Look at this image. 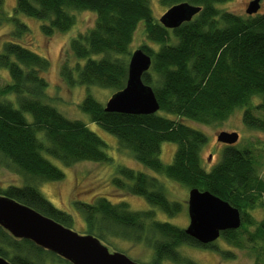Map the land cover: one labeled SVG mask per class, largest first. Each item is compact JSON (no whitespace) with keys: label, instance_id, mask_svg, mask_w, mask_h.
I'll return each instance as SVG.
<instances>
[{"label":"trees","instance_id":"16d2710c","mask_svg":"<svg viewBox=\"0 0 264 264\" xmlns=\"http://www.w3.org/2000/svg\"><path fill=\"white\" fill-rule=\"evenodd\" d=\"M231 0H158L163 8L188 3L201 8L191 21L166 29L155 19L150 0H16L8 16L0 0V26L13 29L0 49V69L10 82L0 88V164L23 178L21 186H2L0 195L24 204L63 226H72L69 213L55 208L38 191L44 182H60L65 167L81 162L108 163L107 144L79 120H70L48 101L46 73L50 61L31 50L24 38V15L43 22L41 32L51 37L75 24L76 12L95 15L92 28L72 38L60 75L69 86H95L113 93L125 87L131 44L144 27L153 47L142 45L151 67L142 76L153 89L159 111L153 115L109 113L90 94L79 108L90 121L116 137L120 150L129 151L148 170L188 189L208 191L237 208L241 226L224 231L219 239L233 249L247 250L254 264H264V181L252 151L224 145L220 160L209 170L201 160L206 135L189 123L213 126L225 122L241 108L242 123L264 132V13L242 17L220 10ZM140 25V26H139ZM176 145L173 161L160 159L163 143ZM112 183L119 190L140 196L168 218L183 204L166 196L164 183L155 176L120 166ZM86 223V232L101 242L113 236L142 243L152 250L150 264H194L180 247L209 249L225 259L229 250L201 245L168 221L156 220L154 209L132 211L125 202L111 203L99 197L91 203L74 201ZM110 244H108L109 246ZM0 257L11 264H46L48 259L70 264L29 240H18L0 227Z\"/></svg>","mask_w":264,"mask_h":264},{"label":"rangeland","instance_id":"374dc122","mask_svg":"<svg viewBox=\"0 0 264 264\" xmlns=\"http://www.w3.org/2000/svg\"><path fill=\"white\" fill-rule=\"evenodd\" d=\"M251 0H231L227 3L219 4L217 7L226 12L246 17L245 12L248 3ZM16 0H3V9L8 16L13 14ZM261 7L257 14L264 13V0H260ZM150 8L155 19L159 18L167 10L163 8L158 0H150ZM17 19L28 26L30 36L24 38V43L30 46L31 50L50 61V67L46 73L48 81V95L50 105L58 110L62 115L70 120H79L85 123L91 131L96 133L107 144V155L111 159L108 163L81 162L65 167L55 159H50L51 163L58 167L64 173V179L60 182H44L39 185L38 191L55 208L67 212L72 217V226L70 229L83 234L86 232V223L83 216L76 211L74 201L91 203L99 197L105 198L111 203L125 202L132 211H147L154 209L156 220L168 221L180 228H187L189 217L187 213L188 189L176 182L168 180L161 175L155 174L138 163L131 152L120 150L116 137L103 131L96 124L91 123L89 115L82 112L79 108L82 100L87 94H90L96 101L103 106L107 103L113 91L111 89H102L95 86H69L60 75L62 63L68 58L69 63L74 65L77 60L67 55V46L69 41L78 34L85 33L93 27L95 15L90 12H76L75 24L65 33L56 32L51 37L45 36L41 32L43 22L36 19L18 15ZM141 25V26H140ZM137 29L132 44L131 51L138 49L142 45L153 47V44L146 39L144 27L140 24ZM13 29V25L6 23L0 26V49L3 42L7 39ZM10 82L6 70L0 69V88ZM241 108L235 112L223 123L213 126H203L189 123V126L203 132L207 137V143L203 146L201 160L205 169L209 170L221 157L224 144L217 141V135L222 132H235L238 134V142L235 144L239 148H248L252 151L257 162L259 176L264 181V132L247 129L242 123ZM176 145L173 143H163L161 146L160 159L165 165L173 161ZM123 166L135 171L144 172L160 179L165 186L166 196L171 201L183 204V210L172 218H168L157 208L151 207L144 198L128 194L119 190L112 183V179L117 175L118 167ZM0 183L2 186L23 184V178L15 172L6 169L0 164ZM251 215L260 220L263 215V209L258 208L251 212ZM108 237L106 242H102L108 247L110 252L117 251L125 254L131 260L141 264H150L152 259V250L142 243H133L129 240L119 237ZM108 244H110L108 246ZM220 251L231 250L235 257L225 259L218 252L182 246L179 249L181 255L194 264H254L255 259L247 250L233 249L223 240L218 239L213 242ZM46 264H66L48 259ZM163 264H174L164 262Z\"/></svg>","mask_w":264,"mask_h":264},{"label":"water","instance_id":"95a60500","mask_svg":"<svg viewBox=\"0 0 264 264\" xmlns=\"http://www.w3.org/2000/svg\"><path fill=\"white\" fill-rule=\"evenodd\" d=\"M260 7V0H251L245 12L251 16L257 14ZM200 10L198 6L180 3L168 8L159 22L166 29H176L191 21ZM151 62V57L140 48L131 53L125 87L111 95L104 107L106 112L153 115L159 111L153 89L142 81ZM238 138L235 132L222 131L217 135V141L228 146L235 145ZM187 213L189 224L185 233L201 245L212 244L222 232L236 230L241 226V214L237 208L208 191L196 188L188 192ZM0 227L13 238L29 240L70 264H141L123 253L110 252L93 235L77 233L36 210L1 195ZM0 264L11 263L0 257Z\"/></svg>","mask_w":264,"mask_h":264},{"label":"flooded vegetation","instance_id":"af4514ba","mask_svg":"<svg viewBox=\"0 0 264 264\" xmlns=\"http://www.w3.org/2000/svg\"><path fill=\"white\" fill-rule=\"evenodd\" d=\"M261 5V4H260Z\"/></svg>","mask_w":264,"mask_h":264}]
</instances>
